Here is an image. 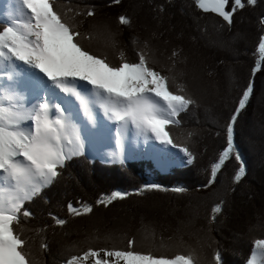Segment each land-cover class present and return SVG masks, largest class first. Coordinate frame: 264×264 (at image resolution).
Returning <instances> with one entry per match:
<instances>
[{
  "label": "trees",
  "instance_id": "trees-1",
  "mask_svg": "<svg viewBox=\"0 0 264 264\" xmlns=\"http://www.w3.org/2000/svg\"><path fill=\"white\" fill-rule=\"evenodd\" d=\"M242 2L245 6L236 9L229 25L221 17L199 10L194 0H55L57 11L69 22L74 20L80 32L91 34V40H82L90 51L119 64L121 51L128 61L137 62V53L145 50L151 66L169 77V90L195 100L177 117L180 123L166 129L178 146L189 149L193 162L161 173L149 161L107 165L91 162L84 155L73 157L52 185L24 205L32 216H21L16 227L27 241L32 264H66L90 248L127 250L129 239L136 244L143 236L150 237V244L144 251L134 247L135 251L167 258L193 254L196 264H210L209 259L219 252L221 264H247L254 241L264 239V100L258 103L261 111L255 105L258 92L264 93V54L258 51L264 36L260 22L264 0L255 5ZM88 10L95 15H74ZM121 15L129 18V25L119 24ZM110 33L114 34L115 47L108 41ZM250 82L252 94L234 124V150L245 166V175L239 183L234 182L240 161L233 151L215 183L208 185L211 165L227 146L226 117L229 114V122ZM216 106L219 113L212 110ZM249 111L251 116L246 117ZM150 184L186 191L137 194ZM114 191L128 195L107 206L97 204ZM69 203L81 212L84 205H90L92 211L71 215ZM217 204L222 211L212 222V209ZM53 217L64 219L65 225H57ZM111 230L117 232L121 244H86L90 241L87 236ZM185 245L192 250H183ZM166 247L168 251L159 250Z\"/></svg>",
  "mask_w": 264,
  "mask_h": 264
},
{
  "label": "snow or ice",
  "instance_id": "snow-or-ice-1",
  "mask_svg": "<svg viewBox=\"0 0 264 264\" xmlns=\"http://www.w3.org/2000/svg\"><path fill=\"white\" fill-rule=\"evenodd\" d=\"M115 2L119 3V0ZM194 3L199 10L214 13L229 25L236 9L245 6L242 0H233L229 11L230 0H194ZM256 3L257 0H247L249 5ZM16 4L19 18L12 17L11 25L0 31V79L15 81L20 67L17 62H22L27 66L25 72L35 70L31 72L32 79L28 84L39 89V93L35 102L26 106L16 88L10 85L7 89H0V264H32L26 251L27 241L16 226L20 225L21 216H32L24 205L56 181L67 161L83 154L84 144L76 119L80 113L91 126L97 123L98 111H102L107 120L115 122L118 129L115 142L121 152L124 148L121 130L134 129L135 135L144 140L154 138L162 145L179 147V151L188 157L187 163L193 162L189 149L178 146L166 129L178 125L177 117L196 102L169 90V77L151 66L147 51L137 53V62L128 61L121 51L120 63L112 64L107 56L97 55L83 45L82 40H91V34L80 32L74 20L69 22L65 14L57 11L55 0H16ZM74 15L92 17L95 12L88 10ZM118 21L120 25L130 24L124 15L119 16ZM260 22L264 24V18ZM108 41L115 47L114 34H109ZM258 51L264 54V36L260 37ZM176 55L173 51L172 56ZM256 71L254 68L253 74ZM81 81L85 83L81 85ZM252 90L250 82L227 124V146L211 165L208 185L215 183L217 173L232 156L234 124L246 107ZM180 92H184L183 87ZM65 104H71L75 113L69 112L63 106ZM235 158L240 161V166L233 180L239 183L245 175V166L239 153ZM151 190L186 191L183 187L165 189L150 184L137 190V194ZM127 195L114 191L102 196L97 204L107 206ZM68 211L79 216L90 213L92 207L84 205L81 212L69 203ZM221 211L220 204L213 207L212 222ZM53 219L59 226L66 223L64 219ZM134 245L135 241L129 239L127 250L90 248L82 257L72 256L66 264H80L88 257L95 258L94 264H196L192 255L167 258L152 252L135 251ZM41 247L46 249L47 245ZM215 260L216 264H221L219 252ZM247 264H264V239L254 241Z\"/></svg>",
  "mask_w": 264,
  "mask_h": 264
},
{
  "label": "rangeland",
  "instance_id": "rangeland-1",
  "mask_svg": "<svg viewBox=\"0 0 264 264\" xmlns=\"http://www.w3.org/2000/svg\"><path fill=\"white\" fill-rule=\"evenodd\" d=\"M17 7L18 5L16 4V0H0V25H2L3 27L10 26L12 23V20H11L12 17H15L17 19L19 18L16 12ZM207 13L218 16L211 12H207ZM17 64H19L20 67L17 69V72L19 73V75L17 76L16 80L13 82H9L7 81L6 78L0 79V89H7L11 85L12 87L16 88V90L20 93V99L22 100V102L26 106H30V103L35 102V99L39 93V89L33 88L29 86L28 84V81L32 79L31 72H35V70H30V72H25V69L27 68V66L23 65L22 62H17ZM79 83L83 85L85 82L81 81ZM261 92H258L257 94V99H256L257 101L255 104L257 111L258 110L261 111L262 109L260 104L258 103L264 100V93H261ZM60 96L63 97V94H60ZM53 99L55 100V98ZM56 102H60V101H56ZM202 104L204 103H200L199 105H202ZM63 106L68 108L69 112L75 113L76 111V109L71 104H65ZM219 109L220 107L216 106L212 110L214 112L218 111L219 113L220 112ZM205 112L209 113V110H206ZM247 116L249 117L251 116L250 111L249 113H247L246 117ZM254 116H256V113ZM227 117L225 120L226 123H224L223 125L225 126L224 127L225 135H226V128L228 124ZM76 119L81 129V138L84 144V150H83L82 155L87 157L89 161L91 162L96 160V161L101 162L102 164H107V165H119L120 164L121 165L125 163H128V164L133 163L134 161H140V160L149 161V162L154 163V167L156 168V170L158 169L161 173H167L168 169L170 170L172 168H177V167L180 168V167L188 166V163H187L188 157H186L184 153L180 152L178 149L177 150L173 149L171 146L162 145L160 144V142L156 141L154 138L151 140H144L142 137H138L135 135L134 129H130L127 133V137H128L126 141L127 154L124 156L122 155L120 157L121 159L118 160L114 154V152H117V153L120 152V150L117 149L116 142H115L117 130H118L115 122L107 120V118L103 116L101 111L97 112V123L95 126L89 125L83 119L82 113H80V115ZM125 133L126 132L121 130V135L122 137H124V139L126 138ZM98 137H100V139L104 138L103 142L98 141L99 140ZM104 142L106 144H103ZM93 144L97 145V148H95ZM234 153L236 154L238 153V151L234 150ZM117 156L119 157V155ZM146 223H156V221L147 220ZM109 231H110V228H109ZM117 236H118L117 232L114 230H111V233H108L107 231L98 236H95V235L87 236V238L90 241H85V242L86 244L90 243L94 245L95 244H116V245L121 244V240ZM138 238L140 239L137 240L135 244L136 246L134 247L135 249L139 251H144V249H146L147 246L150 244L151 239L150 237L146 238L144 236L138 237ZM172 243L178 244V242H174V241ZM168 246H173L177 248L176 245H172V244H169ZM167 247L164 249H159V250H167ZM188 247L190 246L185 245L182 249L185 251L186 250L191 251L192 247L191 249H189ZM101 257L103 258V253H101ZM209 260H210L209 261L210 264H216L215 255H212V257ZM94 261H95V258L88 257L87 260H82L80 264H94ZM197 262L199 261L197 260Z\"/></svg>",
  "mask_w": 264,
  "mask_h": 264
},
{
  "label": "bare ground",
  "instance_id": "bare-ground-1",
  "mask_svg": "<svg viewBox=\"0 0 264 264\" xmlns=\"http://www.w3.org/2000/svg\"><path fill=\"white\" fill-rule=\"evenodd\" d=\"M72 99L74 100V98H72ZM101 112H102V111H101ZM102 114H103V113H102ZM131 131H132V130H131ZM127 133H128V132L125 133L126 138L124 139V137H123V144H124L123 151H122V152L120 151L119 153L114 152V154H115V156L117 157L118 160L121 159L120 157H121L122 155L124 156V155L127 154V150H126V144H127L126 141H127V138H128V137H127ZM98 139H99L98 141L103 142V139H104V138H103V139H102V138L100 139V137H98ZM103 144H106V143L104 142ZM93 146H94L95 148H97V145L93 144ZM114 150H115V149H114ZM117 155H119V157H118Z\"/></svg>",
  "mask_w": 264,
  "mask_h": 264
}]
</instances>
